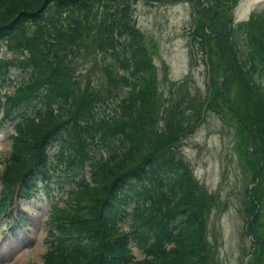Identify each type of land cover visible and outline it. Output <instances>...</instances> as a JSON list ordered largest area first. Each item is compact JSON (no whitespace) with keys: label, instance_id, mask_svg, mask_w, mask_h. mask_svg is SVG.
<instances>
[{"label":"trees","instance_id":"16d2710c","mask_svg":"<svg viewBox=\"0 0 264 264\" xmlns=\"http://www.w3.org/2000/svg\"><path fill=\"white\" fill-rule=\"evenodd\" d=\"M134 1L0 0V42L27 50L0 61V116L16 132L0 206L17 185L29 197L45 175L72 194L69 208L53 207L45 264H215L208 216L225 202L200 185L179 147L203 110L228 109L258 162L244 220L257 237L250 255L264 264V13L234 22L238 0H191L190 58L224 78L212 79L216 90L198 108L187 106L192 98L159 100ZM96 54L105 86L74 72ZM133 241L144 254L137 262Z\"/></svg>","mask_w":264,"mask_h":264},{"label":"rangeland","instance_id":"374dc122","mask_svg":"<svg viewBox=\"0 0 264 264\" xmlns=\"http://www.w3.org/2000/svg\"><path fill=\"white\" fill-rule=\"evenodd\" d=\"M189 1L136 0L132 4L131 18L143 32L145 44L156 65L159 100L168 102L169 98H192L193 102L187 106L199 108L206 97L211 98L216 90L212 79L221 85L224 78L218 76L219 68H213V65L208 68L200 60L194 62L190 58L188 42L195 13ZM202 1L197 0V4ZM255 12L264 13V0H238L233 7L234 22L247 20ZM20 56V53L10 49L7 42H0V60L18 61ZM199 56L200 52L196 54L197 58ZM101 65L100 55H93L75 65L74 72L82 83L90 81L105 86L107 80ZM230 88L233 95L234 85ZM105 110L113 113L118 108L113 105ZM219 110H203V118L193 132L180 142L179 148L200 185L205 190L214 191L218 201L225 202V205H220L221 209L211 206L208 216L207 240L215 264H245L246 261L255 264L256 259L249 250L257 237L250 232L248 222L244 220V213H248L244 201L247 189L249 197L254 199L249 192L254 185L258 162L249 152L251 145L247 133L241 131L239 120L229 113L230 110ZM3 123V130H0V173L5 170V156L9 154L13 133L10 125ZM85 177L88 181L87 170ZM51 182L53 185L46 188L42 180L30 198H19V208L13 209V214L19 213L23 226L12 230L4 227L9 220L6 222L0 218V264H45L44 256L52 240L47 233L52 226L53 207L69 208L70 205L68 193L61 188L57 190L55 180ZM128 221L127 218L122 225L124 229ZM262 235V232H257V236ZM131 247L134 259L139 260L143 254L134 243Z\"/></svg>","mask_w":264,"mask_h":264}]
</instances>
